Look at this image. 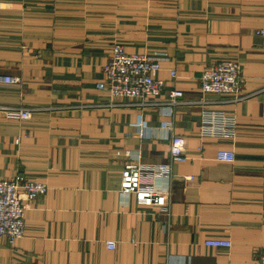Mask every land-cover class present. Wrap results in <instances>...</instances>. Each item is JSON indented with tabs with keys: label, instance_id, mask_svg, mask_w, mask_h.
Segmentation results:
<instances>
[{
	"label": "crops",
	"instance_id": "0c3cea01",
	"mask_svg": "<svg viewBox=\"0 0 264 264\" xmlns=\"http://www.w3.org/2000/svg\"><path fill=\"white\" fill-rule=\"evenodd\" d=\"M114 44L160 59L165 88L147 103L177 90L184 104L110 102L96 84ZM224 60L239 65L249 97L194 104L203 70ZM3 76L21 83H0V105L35 110L29 120L0 113V179L22 176L47 191L27 204L23 238H0V264H258L264 0H0ZM172 135L184 139L186 161L144 180L169 192L166 214L122 196L119 183L129 162L170 163ZM218 151L234 161L218 162ZM208 239L232 246L206 247Z\"/></svg>",
	"mask_w": 264,
	"mask_h": 264
},
{
	"label": "built area",
	"instance_id": "2783aa9c",
	"mask_svg": "<svg viewBox=\"0 0 264 264\" xmlns=\"http://www.w3.org/2000/svg\"><path fill=\"white\" fill-rule=\"evenodd\" d=\"M160 70V59L140 54H127L119 44H114L111 55L102 68L103 77L96 84V89L106 92L110 102L125 101L123 106L144 108L160 105L173 110L174 107L184 104L181 91H172L169 94V101L165 103L150 104L146 101V98L158 97L165 88L164 82L156 77ZM170 75L172 78L176 76L173 70ZM199 82L202 97L193 102L194 104L213 103L206 98L208 95L229 97L230 102L242 101L249 97L242 93V73L239 65L234 61L224 60L206 68ZM0 83L12 86L20 84L21 80L19 77L3 76L0 77ZM34 110L0 105L1 114L18 120H29ZM164 128L169 130L168 126ZM222 136L230 137L231 132H223ZM184 146L185 142L182 137L172 135L170 163L144 166L129 162L120 174L119 193L122 196L132 195L139 206L159 208L167 214L170 206L169 192L155 191L145 185L144 180L152 176L170 177L171 164L186 161ZM234 158V153L231 151H218L216 154L218 162L232 163ZM184 179L192 180L191 177ZM46 191L47 187L44 184L27 181L22 176L0 179V238H4L10 244L23 238L27 204L43 196ZM204 245L215 249H230L232 246L229 240L222 239H208L205 240ZM106 247L113 250L115 244L107 242ZM258 264H264V254L258 258Z\"/></svg>",
	"mask_w": 264,
	"mask_h": 264
}]
</instances>
